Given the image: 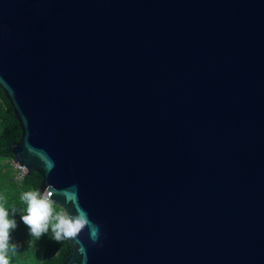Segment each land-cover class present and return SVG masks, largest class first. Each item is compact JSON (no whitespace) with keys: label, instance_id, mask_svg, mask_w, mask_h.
Wrapping results in <instances>:
<instances>
[{"label":"water","instance_id":"obj_1","mask_svg":"<svg viewBox=\"0 0 264 264\" xmlns=\"http://www.w3.org/2000/svg\"><path fill=\"white\" fill-rule=\"evenodd\" d=\"M0 97L61 264H264V0H0Z\"/></svg>","mask_w":264,"mask_h":264},{"label":"trees","instance_id":"obj_2","mask_svg":"<svg viewBox=\"0 0 264 264\" xmlns=\"http://www.w3.org/2000/svg\"><path fill=\"white\" fill-rule=\"evenodd\" d=\"M21 136L19 122L0 97V195L4 197L3 204L9 211V219L14 218L17 227L10 233V243L16 244L17 250H9L10 264H61L71 252L70 240L56 242L52 239L51 228L39 240L29 234V229L20 220L21 214H26V204L21 201L22 193L40 191L42 176L32 171L22 179H15L14 169L9 159L14 157L12 145ZM60 204H54L59 211ZM16 209L13 217L12 209Z\"/></svg>","mask_w":264,"mask_h":264},{"label":"clouds","instance_id":"obj_3","mask_svg":"<svg viewBox=\"0 0 264 264\" xmlns=\"http://www.w3.org/2000/svg\"><path fill=\"white\" fill-rule=\"evenodd\" d=\"M31 151V148H29ZM51 163L46 162V169L51 170ZM54 190L45 189L43 192L31 190L22 193L20 199L26 204V214L20 215V220L29 229V234L39 240L44 234L48 233L49 227L52 232V239L56 242L76 239L84 230L88 229L89 238L93 243L99 240V226L88 218L87 212L78 205L77 189L73 185L70 188L61 190V195L65 203H70L75 208V214H70L64 206L56 211L54 204L57 202L52 199ZM4 197L0 195V264H10L8 258L9 250L16 251L17 245L10 243V233L17 227L14 218L9 219V211L3 204ZM16 209H12L13 217ZM84 251L81 245V252Z\"/></svg>","mask_w":264,"mask_h":264},{"label":"built area","instance_id":"obj_4","mask_svg":"<svg viewBox=\"0 0 264 264\" xmlns=\"http://www.w3.org/2000/svg\"><path fill=\"white\" fill-rule=\"evenodd\" d=\"M9 162L14 169L15 179L20 180L27 174V167L24 163H19L14 157L9 159Z\"/></svg>","mask_w":264,"mask_h":264}]
</instances>
